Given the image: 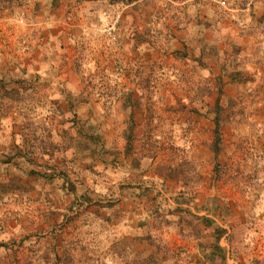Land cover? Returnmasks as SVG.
I'll return each mask as SVG.
<instances>
[{"label":"rangeland","instance_id":"obj_1","mask_svg":"<svg viewBox=\"0 0 264 264\" xmlns=\"http://www.w3.org/2000/svg\"><path fill=\"white\" fill-rule=\"evenodd\" d=\"M0 264H264V0H0Z\"/></svg>","mask_w":264,"mask_h":264},{"label":"trees","instance_id":"obj_2","mask_svg":"<svg viewBox=\"0 0 264 264\" xmlns=\"http://www.w3.org/2000/svg\"><path fill=\"white\" fill-rule=\"evenodd\" d=\"M131 1V0H130Z\"/></svg>","mask_w":264,"mask_h":264}]
</instances>
